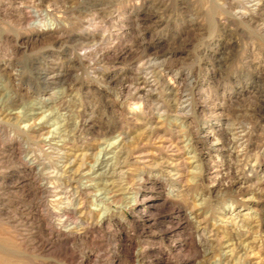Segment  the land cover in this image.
<instances>
[{
	"label": "rangeland",
	"instance_id": "374dc122",
	"mask_svg": "<svg viewBox=\"0 0 264 264\" xmlns=\"http://www.w3.org/2000/svg\"><path fill=\"white\" fill-rule=\"evenodd\" d=\"M0 106V264H264V0H0Z\"/></svg>",
	"mask_w": 264,
	"mask_h": 264
},
{
	"label": "bare ground",
	"instance_id": "6f19581e",
	"mask_svg": "<svg viewBox=\"0 0 264 264\" xmlns=\"http://www.w3.org/2000/svg\"><path fill=\"white\" fill-rule=\"evenodd\" d=\"M83 1H84V0H83ZM34 9H35V8H34ZM31 11H32V10H31ZM55 11H56V10H55ZM34 13H35V12H34ZM36 16H37L36 18H38V15H36ZM42 21H43V20H42ZM48 26H49V25H48ZM49 27H50V26H49ZM49 27H48V28H49ZM36 28H38V27H36ZM43 28H45V27H43ZM54 29H55V28H54ZM54 29H53V30H54ZM37 30H38V29H37ZM50 30H51V29H50ZM51 60H52V59H51ZM52 61H53V60H52ZM53 62H54V61H53ZM55 66H56V65H55ZM55 68H56V67H55ZM50 71H51V70H50ZM44 73H45V72H44ZM42 74H43V73H42ZM46 74H48V73H46ZM58 75H61V74L59 73ZM58 75H57V76H58ZM52 77H53V76H52ZM62 77H63V76H62ZM46 78H47V80H48V79L50 80V77L46 76ZM46 78H45V79H46ZM51 79H53V78H51ZM47 80H46V81H47ZM42 81H43V80H42ZM172 81H173V80H172ZM43 82H44V81H43ZM54 82H55V81H54ZM49 83H50V82H49ZM45 84H46V83H45ZM54 84H55V83H54ZM55 85H56V84H55ZM46 90H47V89H46ZM47 94H48V93H47ZM8 100H9V99H8ZM11 100H12V99H11ZM11 100H10V101H11ZM19 100H20V99H19ZM10 101H9V102H10ZM2 103H3V102H2ZM13 105H14V104H13ZM2 106H3V105H2ZM0 107H1V106H0ZM5 107H6V105H5ZM0 109H1V108H0ZM5 111H6V110H5ZM0 113H1V110H0ZM1 115H2V114H1ZM1 115H0V116H1ZM0 118H1V117H0ZM10 119H11V118H10ZM7 122H8V121H7ZM84 124H86V121H85ZM85 126H86V125H85ZM85 126H84V127H85ZM80 127H81V126H80ZM80 127H79V128H80ZM81 130H82V129H81ZM23 133H24V132H23ZM28 133H29V132H28ZM38 135H39V134H38ZM173 135H174V134H173ZM173 140H174V139H173ZM227 142H228V141H227ZM43 143H44V142H43ZM44 145H45V144H44ZM48 145H49V144H48ZM163 146H164V145H163ZM45 147H46V146H45ZM49 147H50V146H49ZM176 148H177V147H176ZM22 149H23V148H22ZM48 149H49V148H48ZM28 151H29V150H28ZM55 151H56V149H55ZM60 151H61V150H60ZM26 152H27V151H26ZM58 153H60V152L58 151ZM58 153H57V154H58ZM83 153H84V152H83ZM83 153L81 154L82 156H83ZM141 153H142V152H141ZM25 154H26V153H25ZM62 154H63V153H62ZM123 154H124V153H122V155H123ZM198 154H199V153H198ZM32 155H34V153H33ZM140 155H141V154H140ZM79 156H80V155H79ZM28 157H29V156H28ZM60 157H61V155H60ZM83 157H84V156H83ZM26 158H27V157H26ZM35 158H36V157H35ZM81 158H82V157H81ZM108 158H109V157H108ZM111 158H112V157H111ZM41 159H42V158H41ZM35 160H36V159H35ZM35 160H34V162H35ZM103 160H105V159H103ZM103 160H102V161H103ZM107 160H108V159H107ZM120 160H121V159H120ZM99 161H101V160L99 159ZM99 161H98V162H99ZM27 162H28V161H27ZM34 162H33V163H34ZM119 162H120V161H119ZM181 162H182V161H181ZM69 163H70V162H69ZM71 163H72V162H71ZM116 163H117V161H116ZM172 163H173V162H172ZM26 164H27V163H26ZM34 164H35V163H34ZM173 164H174V163H173ZM66 165H67V164H66ZM103 165H104V164H103ZM107 165H108V163H107ZM116 165H117V164H115V166H116ZM179 165H180V164H179ZM30 166H31V165H30ZM35 166H36V165H35ZM41 166H42V165H41ZM69 166H70V165H69ZM78 166H79V165H78ZM97 166H98V164H97ZM111 166H113V165H111ZM122 166H123V165H122ZM170 166H171V165H170ZM183 166H184V165H183ZM183 166H182V167H183ZM49 167H50V166H49ZM42 168H43V167H42ZM42 168H41V169H42ZM52 168H53V167H52ZM55 168H56V167H55ZM104 168H105V166H104ZM113 168H114V167H113ZM123 168H124V167H123ZM169 168H170V167H169ZM175 168H177V167H175ZM50 169H51V168H50ZM68 169H70V168H68ZM82 169H83V168H82ZM37 170H40V168L37 169ZM37 170H35V171H37ZM45 170H46V169H45ZM66 170H67V169H66ZM112 170H113V169H112ZM114 170H115V169H114ZM51 171H52V170H51ZM84 171H85V170H84ZM43 172L45 173L46 171H43ZM43 172H42V173H43ZM72 172H73V171H72ZM49 173H50V172H49ZM81 173H82V172H81V170H80V174H81ZM102 173H105V172H102ZM39 174H40V173H39ZM47 174H48V173H47ZM67 174H68V173H67ZM82 174H84V173H82ZM114 174H115V172H114ZM116 174H117V173H116ZM40 175H41V174H40ZM78 175H79V174H78ZM84 175H86V174H84ZM100 175H101V174H100ZM109 175H110V174H109ZM117 175H118V174H117ZM52 176H53V175H52ZM65 176H66V175H65ZM106 176H107V175H106ZM112 176H114V175H112ZM82 177H83V175H82ZM46 178H47V177H46ZM76 178H77V177H76ZM54 179H58V178H54ZM175 180H176V179H175ZM45 187H46V186H45ZM50 187H51V186H50ZM49 189H50V188H49ZM52 189H54V187H53ZM70 189H71V188H70ZM87 189H88V188H87ZM54 190H55V189H54ZM54 190H53V191H54ZM84 190H85V189H84ZM53 191H52V192H53ZM86 191H87V190H86ZM80 192H81V190H80ZM80 192H79V193H80ZM62 193H63V192H62ZM49 194H50V193H49ZM61 196H63V195H61ZM75 196H76V195H75ZM75 196H74V197H75ZM84 196H86V195H84ZM53 197H54V196H53ZM79 197H80V196H79ZM51 199H52V198H51ZM64 199H65V198H64ZM77 199H78V198H76V200H77ZM81 199H82V198H81ZM85 199H86V198H85ZM57 200H59V199H57ZM72 200H73V199H72ZM74 200H75V199H74ZM83 200H84V199H83ZM62 201H63V200H62ZM62 201H61V202H62ZM64 201H65V200H64ZM67 202H68V201H67ZM76 202H77V201H76ZM84 202H85V201H84ZM82 203H83V202H82ZM57 204H58V202H57ZM60 204H61V203H60ZM62 204H63V203H62ZM76 204H77V203H76ZM78 204H79V203H78ZM53 205H54V204H53ZM55 205H56V204H55ZM66 205H67V204H66ZM68 205H69V204H68ZM56 206H57V205H56ZM62 206H64V205H62ZM69 206H71V204H70ZM51 207H52V206H51ZM73 207H74V206H73ZM73 207H72V208H73ZM53 208H54V207H53ZM77 209H78L79 211H81V214H84V209H87V208H85V207L83 206V204H82V205H80ZM63 211H64V210H63ZM66 211H67V210H66ZM193 211H194V210H193ZM54 212H55V211H54ZM56 212H57V211H56ZM62 213H63V212H62ZM65 213H66V212H65ZM54 214H55V213H54ZM54 214H53V215H54ZM57 214H59V213H57ZM87 214H88V213H87ZM53 215H52V216H53ZM59 216H60V215H59ZM67 216H68V215H67ZM67 216H65V217H67ZM72 216H73V214H72ZM60 217H61V216H60ZM58 218H59V217H58ZM67 218H68V217H67ZM55 219H56V218H55ZM81 219H82V218H81ZM65 220H66V219H65ZM71 220H72V219H70V221H71ZM76 220H77V219H76ZM59 221H61V219H60ZM79 221H80V220H79ZM83 221H84V220H83ZM77 222H78V220H77ZM197 222H200V221H197ZM73 223H74V222H73ZM200 223H201V222H200ZM200 223H199V224H200ZM53 224H54V223H53ZM53 224H50V225H53ZM71 224H72V223H71ZM58 225H59V224H58ZM67 225H68V224H67ZM72 225H73V224H72ZM72 225H71V226H72ZM85 225H86V224H85ZM68 226H70V225H68ZM202 226H203V225H202ZM46 227H47V226H46ZM57 227H58V226H57ZM198 227H199V226H198ZM198 227H197V228H198ZM204 227H205V226H204ZM58 228H59V227H58ZM70 228H71V227H70ZM52 229H53V228H52ZM61 229H62V228H61ZM74 231H75V230H74ZM57 232H58V231H57ZM69 234H70V233H69ZM217 235H218V234H217ZM56 236H58V235H56ZM61 236H62V235H61ZM68 236H69V235H68ZM200 236L202 237V235H200ZM200 236H199V237H200ZM59 237H60V236H59ZM215 237H216V236H215ZM202 238H203V237H202ZM217 239H218V238H217ZM203 240H204V238H203ZM205 240H206V239H205ZM214 240H215V239H214ZM201 242H202V241H201ZM204 242H205V241H204ZM204 245H205V244H204ZM23 248H24V247H23ZM225 260H226V259H225Z\"/></svg>",
	"mask_w": 264,
	"mask_h": 264
}]
</instances>
